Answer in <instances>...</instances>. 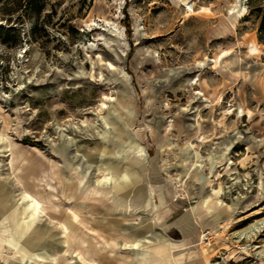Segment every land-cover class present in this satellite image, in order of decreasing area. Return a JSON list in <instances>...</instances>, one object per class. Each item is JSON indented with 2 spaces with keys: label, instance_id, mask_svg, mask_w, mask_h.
I'll return each instance as SVG.
<instances>
[{
  "label": "rangeland",
  "instance_id": "374dc122",
  "mask_svg": "<svg viewBox=\"0 0 264 264\" xmlns=\"http://www.w3.org/2000/svg\"><path fill=\"white\" fill-rule=\"evenodd\" d=\"M18 2H0V236L12 264H88L69 239L85 231L71 211L81 203L78 217L104 233L101 264H141L135 253L164 239L183 245L167 250L173 264H264V0H38L39 14ZM133 140L146 159L128 190L84 201L133 160ZM46 182L63 219L24 199ZM132 188L138 209L121 200ZM215 190L224 207L208 215L199 205Z\"/></svg>",
  "mask_w": 264,
  "mask_h": 264
},
{
  "label": "bare ground",
  "instance_id": "6f19581e",
  "mask_svg": "<svg viewBox=\"0 0 264 264\" xmlns=\"http://www.w3.org/2000/svg\"><path fill=\"white\" fill-rule=\"evenodd\" d=\"M238 13H240V10H236V7H234L232 9L231 15L235 17ZM255 50L257 51V49ZM229 55H231V52L227 51L224 55H221V59H224ZM218 62H219V57L216 60V63ZM165 132L166 133L169 132L168 127L165 128ZM132 145H133L132 150L134 156H133V160L131 161L133 162L130 161L127 164H123L121 162L115 163L114 171H117V173H114L115 175L113 176H110V174H103V176H101L96 183H93L92 185L84 189L85 191H83L80 196L84 201L90 200L98 203L100 206H106L107 204L113 202L114 190H118V193L124 192L122 190L125 189L128 190L127 187L131 186L132 178L133 180L136 178L135 173H132L131 175L129 172L131 169L135 167L134 162L136 163L140 160L145 161L146 159L145 148L142 145L140 146L139 144H137L135 140H133ZM161 145H164L163 142L161 143ZM67 151L68 148L66 147L59 148V152L62 156H65L67 154ZM14 154L15 153L13 152V155ZM122 159H124V156H122ZM15 162H16V157H13L11 161V166L14 171V174L17 175L16 173L17 168L14 164ZM17 163L21 164V161H17ZM106 166H108V163H106ZM19 180L21 179L19 178ZM45 185L51 187L50 191L42 192L40 190V185L38 184L35 185L36 186L35 191H29L25 187L24 199H26L28 203L30 202L33 203V205H36L39 209L41 208L42 213L51 215L53 217H57L59 219H63V217L66 216L63 212H61V208H63L62 206L64 205V203L60 200L52 184L46 182ZM130 190L131 191L128 193V195L124 193L121 194V200H123L124 198L129 199L131 196H134L135 201L134 203H132L133 208L138 209L137 206L140 207L141 204L145 203L146 199L141 191L135 190L133 188ZM220 194H221V190L219 191L215 190L213 194L204 198L199 205L201 209L205 213L210 215L215 211L220 210L221 207H224L223 202L219 200ZM114 207L115 209L122 210V208L119 205L115 204ZM82 209H83V204L81 203L79 204V206L73 207L71 211L72 212L74 211V213L77 214V221L80 223L82 227H84L85 231L83 230L79 236L73 233L69 237V239H71L73 243L76 244L75 252L77 256L80 259H82V261L87 262L88 264H101V262H99L97 254H99V251L102 249L101 240H105L104 233L101 230H98L94 228L92 225H90L89 220L85 219V217L83 216L78 217L79 214L82 212ZM64 210L67 209L64 208ZM11 219L12 221L16 222L17 217H12ZM122 230L125 232L124 234H127L126 237L132 236V234L130 233L132 231L131 226L123 227ZM182 231L186 238L190 237L191 233L190 231H188L186 227L185 228L183 227ZM203 238H205V236H203ZM92 240L94 242H92ZM182 246H183L182 243L180 242L174 243L169 241L168 239H164L163 241L160 240L157 243H153L152 241H150L145 251L135 254L140 259L141 264H173L171 257L168 256L166 252L168 249L174 250ZM212 251H214V248L212 247L204 251L205 254L209 256L207 257L208 263L211 262V257L209 253ZM67 253L68 252L66 251V254ZM17 256H19V254L14 249H12L11 246H9L5 236H0V260L4 264H12L10 259H15ZM230 256L228 257V261L230 260ZM25 259L26 257H23V260ZM49 264H67V263L63 262V257L61 256L57 259V261L49 262Z\"/></svg>",
  "mask_w": 264,
  "mask_h": 264
},
{
  "label": "trees",
  "instance_id": "16d2710c",
  "mask_svg": "<svg viewBox=\"0 0 264 264\" xmlns=\"http://www.w3.org/2000/svg\"><path fill=\"white\" fill-rule=\"evenodd\" d=\"M2 1H9V0H0V2H2ZM19 2H18V7H20V8H22L23 6V4H24V6L25 5H27V2H30V4H32V7H29L30 9V11L31 12H34L35 14H39V13H41L42 12V8L41 7H39L38 6V0H18ZM25 1V3H23ZM22 6V7H21ZM28 6V5H27Z\"/></svg>",
  "mask_w": 264,
  "mask_h": 264
}]
</instances>
